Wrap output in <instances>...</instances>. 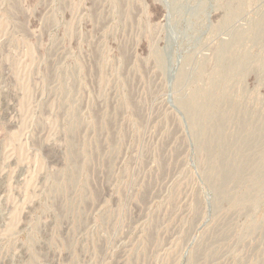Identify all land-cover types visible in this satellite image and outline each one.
I'll use <instances>...</instances> for the list:
<instances>
[{"label": "rangeland", "instance_id": "1", "mask_svg": "<svg viewBox=\"0 0 264 264\" xmlns=\"http://www.w3.org/2000/svg\"><path fill=\"white\" fill-rule=\"evenodd\" d=\"M0 264H264V0H0Z\"/></svg>", "mask_w": 264, "mask_h": 264}]
</instances>
